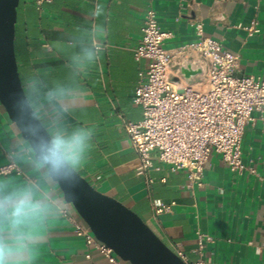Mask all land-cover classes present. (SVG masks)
<instances>
[{
	"label": "crops",
	"instance_id": "crops-1",
	"mask_svg": "<svg viewBox=\"0 0 264 264\" xmlns=\"http://www.w3.org/2000/svg\"><path fill=\"white\" fill-rule=\"evenodd\" d=\"M148 7L155 10L160 30L171 34L163 42L165 49L195 42V25L201 23L204 37L237 56L235 76H264V0H51L40 8L35 0H19L14 52L24 93L50 137L90 133L74 170L98 192L136 213L185 263L264 264L260 112L253 111L244 127L241 172H231L212 151L202 186L189 188L186 172L171 170L153 151L152 184L136 174L138 159L123 122L142 116L134 90L148 61L135 60L132 50ZM253 21L255 31L248 33L245 27ZM85 51L94 52V58H84ZM179 72L190 82L198 69L186 63ZM9 159L21 174L0 175V199L31 192L47 211L11 221L0 214V243L19 253L9 256L8 264H111L74 233L71 219L84 222L0 104V166ZM152 199L173 205L155 214Z\"/></svg>",
	"mask_w": 264,
	"mask_h": 264
},
{
	"label": "built area",
	"instance_id": "built-area-1",
	"mask_svg": "<svg viewBox=\"0 0 264 264\" xmlns=\"http://www.w3.org/2000/svg\"><path fill=\"white\" fill-rule=\"evenodd\" d=\"M48 2L51 0H35V6L40 8ZM256 24L253 21L246 31H255ZM201 27L196 23L195 42L171 51L163 47L171 34L160 30L155 10L148 7L144 13L141 37L132 50L135 60L148 61L146 70L139 74L142 81L134 90V103L141 108L142 116L135 122L124 121L123 127L138 159L136 174L144 177L147 186L153 182L148 176L153 151L171 170L186 172L189 188L202 186L204 165L212 151L220 155L231 172H241L244 127L253 111L264 117V76H235L237 56L204 37ZM94 48H98L96 43ZM186 63L198 69L190 82L184 81L179 72ZM11 173L19 175L21 170L9 159L0 166V175ZM172 205L151 200L155 214L169 211ZM71 223L86 246L99 251L109 263L129 264L97 240L85 223L73 218ZM198 244L201 246V239Z\"/></svg>",
	"mask_w": 264,
	"mask_h": 264
},
{
	"label": "water",
	"instance_id": "water-1",
	"mask_svg": "<svg viewBox=\"0 0 264 264\" xmlns=\"http://www.w3.org/2000/svg\"><path fill=\"white\" fill-rule=\"evenodd\" d=\"M18 2L0 0V104L29 144L35 159L42 163L34 145L50 135L31 107L17 71L14 34ZM45 167L64 200L73 206L94 237L121 260L129 264H187L136 213L98 192L75 170V176L65 179L54 177Z\"/></svg>",
	"mask_w": 264,
	"mask_h": 264
},
{
	"label": "clouds",
	"instance_id": "clouds-1",
	"mask_svg": "<svg viewBox=\"0 0 264 264\" xmlns=\"http://www.w3.org/2000/svg\"><path fill=\"white\" fill-rule=\"evenodd\" d=\"M94 52L85 51L84 58L91 60ZM90 133L83 130L73 132L70 136L57 134L38 140L34 147L39 160L47 166L54 177L71 179L75 176L74 168L79 164L81 156L88 147ZM11 208L10 213L6 209ZM46 209L39 201H33L31 192L14 199H0V214L6 219H22L31 217L37 213H45ZM27 239V237H21ZM11 247L0 243V264H8V257L18 255Z\"/></svg>",
	"mask_w": 264,
	"mask_h": 264
}]
</instances>
